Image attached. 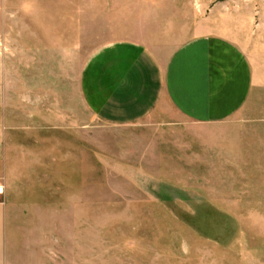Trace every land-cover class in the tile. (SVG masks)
Returning <instances> with one entry per match:
<instances>
[{"label": "rangeland", "instance_id": "374dc122", "mask_svg": "<svg viewBox=\"0 0 264 264\" xmlns=\"http://www.w3.org/2000/svg\"><path fill=\"white\" fill-rule=\"evenodd\" d=\"M211 33L264 59V0H0L7 176L59 202L39 264H264V88L218 124L168 107L116 127L81 102L100 44L142 34L167 57Z\"/></svg>", "mask_w": 264, "mask_h": 264}, {"label": "crops", "instance_id": "0c3cea01", "mask_svg": "<svg viewBox=\"0 0 264 264\" xmlns=\"http://www.w3.org/2000/svg\"><path fill=\"white\" fill-rule=\"evenodd\" d=\"M144 36L100 44L82 68L81 102L107 125L133 126L166 114L168 107L186 120L218 124L241 112L253 92L264 88V59L254 51L259 42L249 43L247 50L246 42L229 36L200 34L166 57L156 49L161 40L149 45ZM11 130L0 129V185L5 188L0 196V264H39L38 247L44 243L39 231L58 230L54 214H59V202L39 201L35 190L14 189L7 176Z\"/></svg>", "mask_w": 264, "mask_h": 264}, {"label": "built area", "instance_id": "2783aa9c", "mask_svg": "<svg viewBox=\"0 0 264 264\" xmlns=\"http://www.w3.org/2000/svg\"><path fill=\"white\" fill-rule=\"evenodd\" d=\"M5 194V188L0 185V196H3Z\"/></svg>", "mask_w": 264, "mask_h": 264}]
</instances>
